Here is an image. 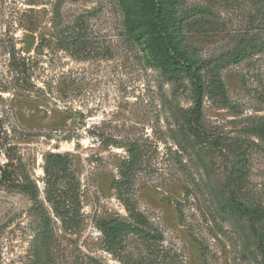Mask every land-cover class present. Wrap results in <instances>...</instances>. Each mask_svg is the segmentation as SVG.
Returning <instances> with one entry per match:
<instances>
[{"label":"rangeland","instance_id":"rangeland-1","mask_svg":"<svg viewBox=\"0 0 264 264\" xmlns=\"http://www.w3.org/2000/svg\"><path fill=\"white\" fill-rule=\"evenodd\" d=\"M134 1L0 0V166L21 158L44 202L50 154L69 157L80 184L77 231L46 204L55 239L43 264H123L105 252L101 227L127 219L113 187L127 153L100 137L142 146L134 199L175 264H261L227 183L244 150L246 196L264 207V0H181L189 53L217 68L226 89L222 101L204 99L202 139L182 126L194 106L189 81L150 66L125 36ZM78 23L82 53L61 49L57 29ZM13 53L33 68L29 92L14 83ZM39 232L31 198L0 184V264H39ZM129 252L144 254L136 243Z\"/></svg>","mask_w":264,"mask_h":264},{"label":"trees","instance_id":"trees-1","mask_svg":"<svg viewBox=\"0 0 264 264\" xmlns=\"http://www.w3.org/2000/svg\"><path fill=\"white\" fill-rule=\"evenodd\" d=\"M181 0H135L131 8H125V36L133 43L140 44L148 64L160 69L172 80L186 79L192 86L194 106L184 115L182 126L192 133L195 139H202L204 99L224 100L226 89L217 68L208 70L205 65L189 53L183 36V25L187 16L181 11ZM63 26L57 29L59 47L63 50H77L82 53V41L78 28ZM10 67L14 83L21 91H31L32 66L25 58L11 55ZM4 125L0 119V147H3ZM205 139V138H204ZM101 144L124 148L127 157L119 166V178L113 182L117 199L124 205L127 219H113L101 227L103 248L123 264H175V257L163 248V234L148 217L142 213L134 199L137 177L144 163L145 153L135 140L123 144L112 137H100ZM0 148V150H1ZM234 151V150H233ZM244 150L234 151L237 163L243 167L232 173L227 183L230 198L227 202L231 211L248 222L255 238L261 264H264V207L246 196V182L243 160ZM15 161V162H14ZM10 167L13 168L10 169ZM0 184L9 189L28 195L38 216L40 232L38 243L39 264L49 261V248L55 235L53 219L61 222L66 232L77 231L82 223L80 184L72 169V160L62 154H50L45 158V202L40 199L39 189L22 165L21 158H10L0 166ZM17 173V176H16ZM130 243L142 247L143 255L134 257L129 252ZM43 253V257L41 256Z\"/></svg>","mask_w":264,"mask_h":264}]
</instances>
